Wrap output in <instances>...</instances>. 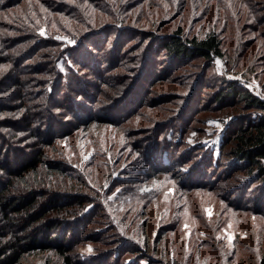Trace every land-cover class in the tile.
Masks as SVG:
<instances>
[{"label":"rangeland","instance_id":"rangeland-1","mask_svg":"<svg viewBox=\"0 0 264 264\" xmlns=\"http://www.w3.org/2000/svg\"><path fill=\"white\" fill-rule=\"evenodd\" d=\"M59 1L62 10L32 13L33 52L0 47V60L21 65L0 74V154L45 148L69 174L58 181L80 199L69 253L87 264H261L264 191L223 145L247 110L215 93L235 80L264 98V0H123L114 16L113 0ZM0 19L11 45L23 24ZM179 26L217 32L224 56L171 60L162 38ZM19 78L31 94L11 84ZM50 121L57 134L45 147L39 127ZM57 258L34 252L25 264Z\"/></svg>","mask_w":264,"mask_h":264},{"label":"trees","instance_id":"trees-1","mask_svg":"<svg viewBox=\"0 0 264 264\" xmlns=\"http://www.w3.org/2000/svg\"><path fill=\"white\" fill-rule=\"evenodd\" d=\"M49 2L57 3L60 10L64 9L59 0H0V13L3 11L7 16L10 14L13 21H20L23 24L22 27L25 30L22 34L11 36L15 40L11 45V42L4 43V41L10 40V36L0 34V47L5 50L19 44L17 52L21 51L19 53L21 55L24 45L32 39V31L29 29L28 33L26 29L34 20L32 13L38 12L36 7L39 4H42L44 8L52 9ZM104 2L108 6L106 13L109 16H114L119 5L120 7L124 6L123 0ZM91 3L97 4L95 0L94 2L92 0ZM44 8L41 12L45 14ZM72 14L66 12L65 16L73 18L74 14ZM80 20L82 19L79 18L78 22ZM3 22L4 20L0 19L2 26L9 25ZM15 23L10 24L11 29H16L14 27L19 26L17 22ZM83 24L85 25L86 21L80 22L79 29ZM99 27L96 29L99 30ZM85 35L86 32L82 33L81 38H84ZM162 39V50L171 60H185L195 56L211 60L224 56L222 38L215 31H211L203 37H190L185 35L183 27L179 26ZM39 40L36 38V41L34 40L33 44L30 42L31 45L24 50L27 53L33 52L40 44ZM9 56L11 55L9 54ZM7 61L10 60H0V74L8 69L3 67L6 64L9 68L12 67V71H21L19 70L20 62L16 63L17 60L13 63ZM9 63H11L10 66ZM32 68L28 71L29 73L33 72ZM37 69V73L44 72V69ZM12 82L11 84L26 91L25 93L31 94V91L28 90L27 79L19 78ZM47 91L52 92V86ZM215 95V102L219 104L228 102L229 106L240 105L247 110V113L243 114V118L241 115L235 116L237 119L241 118L238 120L240 122L229 126L223 145H229L230 160L235 167L237 166V169L241 170L249 180L254 178L258 181L262 186L261 190L264 191V98L250 89L238 85L235 80L229 81L225 87L218 89ZM54 102L52 101L51 105H54ZM62 107L65 108V106ZM53 123L55 122L50 121L46 128L43 124L39 127L40 135L38 137L44 136L41 141L45 147L51 145L52 139L57 134ZM49 137L51 139L48 140ZM15 147L10 150L12 155L8 153L2 157L0 154V264H25L30 253L42 251H53L58 257L57 259H61L60 264H87V261L74 258L69 253L73 245V241L68 235L71 233L69 229L74 230L72 223L73 219H76L74 207L80 204V199H76L78 187L75 186V183H71L69 187L58 184L59 180H63L69 174H65L56 161L47 158L45 148H39L36 153H30L33 154L30 155L21 147ZM62 189L66 192H60ZM67 232L69 233L67 234ZM94 258L97 260L99 256H94ZM261 264H264V257Z\"/></svg>","mask_w":264,"mask_h":264}]
</instances>
